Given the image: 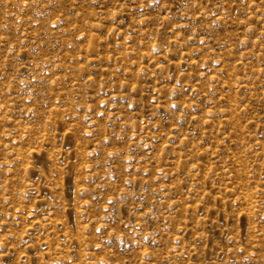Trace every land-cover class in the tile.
<instances>
[{"label": "rangeland", "instance_id": "1", "mask_svg": "<svg viewBox=\"0 0 264 264\" xmlns=\"http://www.w3.org/2000/svg\"><path fill=\"white\" fill-rule=\"evenodd\" d=\"M0 264H264V0H0Z\"/></svg>", "mask_w": 264, "mask_h": 264}]
</instances>
